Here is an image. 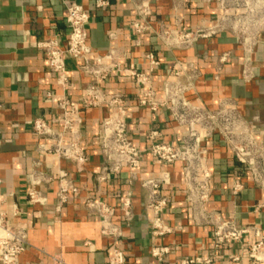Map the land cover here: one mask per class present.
Here are the masks:
<instances>
[{"label": "built area", "instance_id": "obj_1", "mask_svg": "<svg viewBox=\"0 0 264 264\" xmlns=\"http://www.w3.org/2000/svg\"><path fill=\"white\" fill-rule=\"evenodd\" d=\"M129 1L133 13L127 27L135 45H140L142 37H152L169 52L189 51L201 42L228 35L236 40L242 55V81L253 82L252 55L258 45L264 46V0H189L196 6L210 5L215 11L213 18H199L191 27L185 22L187 0H170L171 15L167 21L155 16L156 0ZM64 6L67 26L64 40L53 35L34 43L54 75L56 88L55 93L50 91L45 95L55 103L54 118L36 116L32 119L31 132L37 140L35 150L40 156L67 162L77 171L84 170L90 156L84 144L83 114L101 109L103 117L95 146L100 166L94 175L93 193H85L83 197V191L65 170L51 174L32 170L26 176L30 186L26 192L29 204L42 207L46 198L35 187L51 182L56 186L55 212H60L68 202L82 198L86 214L97 220L99 234L112 240L106 264H126V254L118 246L122 234L121 227L114 221L115 214H120L123 225L131 224L134 219L132 189L137 185L144 195L143 208L148 214L147 230L151 238L161 239L179 230L180 226H170L163 217L169 204L164 191L173 185L168 169L177 166L186 211L195 226L210 228L211 247L208 257L185 258L180 264H213L220 251L233 245H239V253L231 257V261L246 259L250 264H264V228L257 224L238 225L234 218H226L210 206L213 175L207 156L215 138L228 148L243 172V177L232 179L231 195L236 196L245 188L243 178L264 193V138H260L256 127L241 115L236 101L221 98L214 109L193 104L188 94L194 92L202 74L196 63L177 59L157 91L153 76L159 71L161 62L153 51L144 53V70L129 66L128 54L115 48L103 54L96 52L88 43L90 11L74 0L65 2ZM108 6V0H96L94 4L96 9ZM109 38L113 40L115 36L109 34ZM208 57L206 52L200 54L203 61ZM229 57V52L219 54L214 71L220 72ZM70 61L77 72L87 78L74 99L67 94L73 87L67 75ZM111 78L131 81L138 107L151 114H169L182 128L179 144L162 140L161 130L152 128L146 136L147 149L138 148L128 134L129 99L123 93L104 88ZM144 154L162 166L158 176L139 177ZM123 170L128 174L129 191L114 206L102 197V185ZM249 212L255 216L264 212V197L252 204ZM11 213L12 216L17 214L15 205ZM27 238L23 225L14 224L0 212V264H20L19 257L26 249ZM168 253L169 247L165 245L153 244L149 250L150 256L158 262ZM53 263L65 264L57 257L53 258Z\"/></svg>", "mask_w": 264, "mask_h": 264}, {"label": "crops", "instance_id": "obj_2", "mask_svg": "<svg viewBox=\"0 0 264 264\" xmlns=\"http://www.w3.org/2000/svg\"><path fill=\"white\" fill-rule=\"evenodd\" d=\"M70 0H0V212L14 224L23 225L28 233L27 246L19 257L20 264H54L53 258H61L65 264H106V256L112 244L110 238L99 234L97 220L86 214L82 198L68 202L60 212L54 211L55 182L35 187L40 190L46 203L31 206L26 192L30 186L26 176L34 169L55 173L65 170L85 193H93L94 175L100 166L96 149V134L103 117V110L91 109L83 114L84 144L88 147L89 162L82 171L73 165L37 154V140L31 132V122L36 116L54 118V101L46 98L47 92H56L54 75L49 70L42 53L34 43L58 35L64 40L65 2ZM90 11L88 43L98 53L111 48L128 54L127 64L138 70L146 68L143 59L146 51H153L161 67L153 76L154 88L159 91L164 77L169 75L174 61H190L197 64L202 76L195 84L189 100L198 106L214 109L221 98H230L238 104L241 115L264 138V46L258 45L252 55V83L241 79L242 55L233 37L222 35L208 42H201L189 51L169 52L152 37H142L135 45L128 27L133 13L129 0H108L109 6L96 9V0H74ZM155 16L166 21L171 15L170 0L154 2ZM215 15L212 6H196L187 0L186 25L191 27L199 18L211 19ZM109 34L115 39L111 40ZM206 52L208 60L200 59ZM222 52L230 57L220 72L214 71L216 58ZM67 75L72 84L68 96L76 98L80 86L87 80L80 75L73 62L67 63ZM216 77V78H215ZM109 91L123 93L129 99L128 134L140 149H147L146 136L152 128H159L162 140L178 145L182 128L165 112L151 114L135 103V90L129 80L111 78L104 84ZM208 165L212 170L211 207L226 218H234L238 225L257 224L264 228V212L255 216L249 210L252 204L264 197V193L243 178L245 188L232 196L230 186L236 176L243 177L241 167L234 161L228 148L216 138L208 148ZM162 166L147 154L143 155L139 177H155ZM173 185L164 191L169 200L163 214L170 226L180 229L161 239H152L147 230L148 214L144 211L143 192L137 185L132 189L134 219L129 226L122 223L117 212L114 221L121 227L118 246L126 254V264H180L185 258H206L211 253L210 228L195 226L186 211L184 194L180 187L179 168L170 169ZM128 174L123 170L102 185V197L117 206L129 187ZM17 214L12 216L11 208ZM169 247L161 262L153 259L151 245ZM239 253V245L220 251L213 264H250L246 259L231 261Z\"/></svg>", "mask_w": 264, "mask_h": 264}]
</instances>
